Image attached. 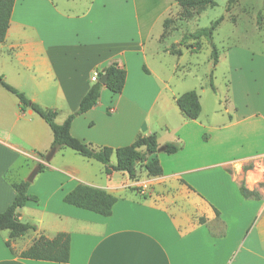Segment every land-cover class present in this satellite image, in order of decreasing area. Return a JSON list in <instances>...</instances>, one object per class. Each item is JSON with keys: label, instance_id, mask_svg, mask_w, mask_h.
<instances>
[{"label": "crops", "instance_id": "obj_1", "mask_svg": "<svg viewBox=\"0 0 264 264\" xmlns=\"http://www.w3.org/2000/svg\"><path fill=\"white\" fill-rule=\"evenodd\" d=\"M174 16L160 0H15L0 43L7 84L62 124L94 84L92 74L117 62L126 72L122 92L101 85L97 103L72 121L70 134L94 149L116 150L150 135L159 148L181 149L156 153V177L142 167L135 179L107 174L68 148L46 163L50 127L0 85V213L15 196L11 183L45 167L28 188L38 201L19 210L36 231L19 238L7 231L0 264H264V55L230 50L224 103L207 78L194 90L200 114L187 120L175 103L187 90L173 82L181 55L163 39V22ZM79 184L113 196L111 215L64 203ZM240 184L259 197L243 198ZM60 233L70 241L67 263L19 257L38 237Z\"/></svg>", "mask_w": 264, "mask_h": 264}, {"label": "trees", "instance_id": "obj_2", "mask_svg": "<svg viewBox=\"0 0 264 264\" xmlns=\"http://www.w3.org/2000/svg\"><path fill=\"white\" fill-rule=\"evenodd\" d=\"M181 10L197 9L201 13L207 7L214 6V0H172ZM15 0H0V43L4 41L6 31ZM220 20L213 23L210 28L201 29L190 35V39H199L202 36L209 41L212 47L211 58L214 64L217 62V49L212 44V36L216 26ZM171 19H165L163 22L164 29L168 28ZM165 33V32H164ZM181 46V43L178 44ZM176 48L175 46L171 47ZM178 56L181 52H175ZM144 71H146L144 69ZM105 75L106 81L104 86L113 94H120L123 90L126 78L125 70L117 63L111 62L102 72L100 77ZM0 85L10 94H12L19 103L21 110H30L41 117L50 127L53 134V141L49 150H58L68 148L85 159L97 161L105 166V172L111 171L125 172L130 179L137 177L139 167H142L147 175L156 177L161 175V166L155 158L158 144L155 135L139 136L134 142L126 147L112 150L104 147L94 149L82 141L74 138L70 134L72 121L79 115L90 110L99 98V90L101 85L99 82L94 83L84 97L81 99L77 110L69 115L62 124L55 123V113L51 110L44 109L36 104L31 103L25 96L15 88L7 84L0 77ZM210 87L213 89L210 75ZM177 108L187 120H195L200 114L201 107L199 97L194 90L187 91L175 100ZM181 146L179 144H165L163 146L164 153L171 155L179 152ZM148 152L151 155L148 156ZM112 155L115 156V164H111ZM42 158L45 156L41 155ZM38 173L42 172L44 165L38 164ZM30 183L26 181L12 182L11 186L15 191V196L11 204L0 213V232L8 231L11 238H19L30 231H36V226L23 223L19 219V210L25 206L27 202H37V198L28 193ZM239 192L245 199H256L259 197L256 191H249L243 184L239 186ZM115 198L105 191L93 188L87 185L79 184L69 193H67L63 202L67 205L93 212L95 214L107 217L111 215ZM69 237L65 234H57L52 239L44 236L38 237L32 245L19 254L20 258L48 261L57 263H67L69 260ZM7 247L9 243H6Z\"/></svg>", "mask_w": 264, "mask_h": 264}, {"label": "rangeland", "instance_id": "obj_3", "mask_svg": "<svg viewBox=\"0 0 264 264\" xmlns=\"http://www.w3.org/2000/svg\"><path fill=\"white\" fill-rule=\"evenodd\" d=\"M167 3L172 16L170 25L164 33V41L170 51H181L178 68L173 82H178L177 89L190 91L199 88L200 84L210 80L217 95V100L224 103L228 95L230 50H244L248 58L264 55V0H214L213 7H207L198 13L197 9L181 10L172 0H160ZM217 20L212 44L217 49L216 65L211 58L212 47L205 37L190 39L189 36L201 29L210 28ZM175 40L181 46L175 44ZM175 46L176 48H171ZM242 51V52H244ZM174 60V59H172ZM173 77V76H172ZM67 150V149H66ZM49 150L47 154L50 152ZM73 158L80 159L71 150H67ZM47 154H43L46 156ZM264 188V183L261 184ZM31 234L24 238V243ZM8 237L7 231L0 233V244ZM21 243V244H22ZM1 246V245H0Z\"/></svg>", "mask_w": 264, "mask_h": 264}, {"label": "water", "instance_id": "obj_4", "mask_svg": "<svg viewBox=\"0 0 264 264\" xmlns=\"http://www.w3.org/2000/svg\"><path fill=\"white\" fill-rule=\"evenodd\" d=\"M105 81H106V76H105V75L101 76V77L99 78V80H98V82H99L100 85H104ZM162 151H163V148H162V147L157 149V153L162 152ZM54 152H55V150L52 149V150H51V151L45 156V162H46V163L49 162V160H50L51 157L53 156ZM150 155H151V152H148V156H150ZM37 173H38V168L35 167V168L31 171V173L29 174V176L27 177L26 181H27L28 183H31V182L33 181V179H34V177L36 176Z\"/></svg>", "mask_w": 264, "mask_h": 264}, {"label": "built area", "instance_id": "obj_5", "mask_svg": "<svg viewBox=\"0 0 264 264\" xmlns=\"http://www.w3.org/2000/svg\"><path fill=\"white\" fill-rule=\"evenodd\" d=\"M99 78H100V73L94 72L90 78V81L93 83H96V82H98Z\"/></svg>", "mask_w": 264, "mask_h": 264}]
</instances>
